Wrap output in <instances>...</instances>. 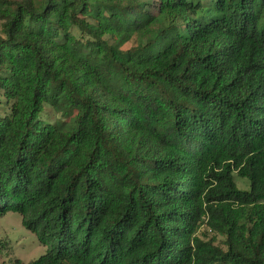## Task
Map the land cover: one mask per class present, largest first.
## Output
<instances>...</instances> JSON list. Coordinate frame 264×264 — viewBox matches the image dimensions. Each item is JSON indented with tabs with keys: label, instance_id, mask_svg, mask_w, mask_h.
Wrapping results in <instances>:
<instances>
[{
	"label": "trees",
	"instance_id": "1",
	"mask_svg": "<svg viewBox=\"0 0 264 264\" xmlns=\"http://www.w3.org/2000/svg\"><path fill=\"white\" fill-rule=\"evenodd\" d=\"M0 25L29 264H264V0H0Z\"/></svg>",
	"mask_w": 264,
	"mask_h": 264
},
{
	"label": "rangeland",
	"instance_id": "2",
	"mask_svg": "<svg viewBox=\"0 0 264 264\" xmlns=\"http://www.w3.org/2000/svg\"><path fill=\"white\" fill-rule=\"evenodd\" d=\"M47 113L46 121H53L56 118L51 109L47 108ZM235 181L239 190H250L251 184L248 179L236 175ZM196 235L204 241H213L215 245L223 246L224 238L215 234L207 223L200 227ZM46 251L47 248L40 244L37 236L25 227L21 215L10 212L0 218V264H29Z\"/></svg>",
	"mask_w": 264,
	"mask_h": 264
}]
</instances>
